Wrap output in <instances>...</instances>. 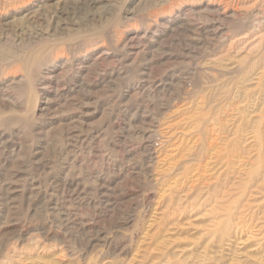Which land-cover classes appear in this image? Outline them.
Listing matches in <instances>:
<instances>
[{"label":"rangeland","instance_id":"obj_1","mask_svg":"<svg viewBox=\"0 0 264 264\" xmlns=\"http://www.w3.org/2000/svg\"><path fill=\"white\" fill-rule=\"evenodd\" d=\"M219 2L48 9L25 39L71 45L44 39L22 86L2 53L26 40L0 45V264H264V0Z\"/></svg>","mask_w":264,"mask_h":264},{"label":"bare ground","instance_id":"obj_2","mask_svg":"<svg viewBox=\"0 0 264 264\" xmlns=\"http://www.w3.org/2000/svg\"><path fill=\"white\" fill-rule=\"evenodd\" d=\"M88 0H0V45H6L9 44V42L13 43L14 45H18V44H23L26 40L27 44L26 46L22 47V49H20V51L18 52H10L9 50L4 51L5 54L4 55V60L6 61H10L13 63H18L21 65V69L24 70V74H20L18 76H12L8 82V85H14V86H22L24 85L25 81L28 78V68L35 63L37 56L35 57V48L36 46H39L40 44L43 43L44 39H48V42H50L53 45H57V44H64L66 43V46L71 45V44H67L70 41L69 40H57L56 34H53L51 31H49L50 29L48 28H44L43 30H40V32L37 31H31L30 35L25 39V34L26 31H24L23 29H20V27L22 25H24L26 22H30L31 23H35V18L38 15L44 16L47 12L48 9L50 10H55L57 8H61V7H65L68 5H79L83 2H86ZM125 1V0H124ZM216 1V0H215ZM243 1L244 0H235L233 1V4L229 3V1H225V0H220L219 4H217V8L214 10L215 13H221L223 14L225 17L228 18H240V17H244L246 14V10H243ZM166 2V0H165ZM169 2V1H168ZM231 2V1H230ZM209 3L208 2L206 5H204L203 7L206 9H209ZM213 3V2H212ZM215 3V2H214ZM125 4V3H124ZM203 5V4H202ZM259 5V4H258ZM253 6V5H252ZM192 4L191 5H186V9L187 10H193L192 8ZM252 10V9H251ZM121 11V10H120ZM119 11V12H120ZM204 11V10H203ZM207 11V10H206ZM213 11V12H214ZM178 12V11H177ZM262 12V11H261ZM48 13V12H47ZM256 13H258L256 11ZM263 13V12H262ZM120 14V13H119ZM111 15V14H110ZM116 15V14H115ZM258 15L260 16V14L258 13ZM262 15V14H261ZM109 16V15H108ZM147 16V15H146ZM255 16V15H254ZM257 16V14H256ZM264 17V16H263ZM115 18V17H114ZM113 18V19H114ZM165 19H163V21L161 22V25L166 27V28H170L173 25H183V23H185V20L182 18V16H180V14H175V16L173 17H169L168 15L164 17ZM254 18V17H253ZM111 20V19H110ZM257 20V19H256ZM117 21L119 22V17L116 18L113 22L117 23ZM104 22V21H103ZM252 22V21H251ZM255 22V21H254ZM253 22V23H254ZM188 24V23H185ZM184 24V25H185ZM183 25V26H184ZM257 25V24H256ZM254 26V25H253ZM259 26V25H258ZM18 27V28H17ZM29 27V26H28ZM188 27V26H187ZM201 27V26H200ZM251 28V27H250ZM59 30V29H57ZM56 31V29H55ZM60 31V30H59ZM64 31V30H63ZM100 34L99 32L96 33V35ZM103 34V33H102ZM204 34V33H203ZM101 35V34H100ZM99 35V36H100ZM45 36V37H43ZM93 36V35H92ZM95 36V35H94ZM93 36V37H94ZM98 37V36H96ZM43 38V40H42ZM74 38V37H73ZM65 39V38H64ZM35 40L37 42H35ZM74 40V39H73ZM129 40V39H128ZM72 42V41H71ZM46 43V42H45ZM56 43V44H55ZM96 43V42H91V44ZM90 44V45H91ZM29 45H34L31 47H27ZM27 47V48H26ZM39 48V47H38ZM37 49V48H36ZM99 56V55H98ZM66 59V58H65ZM50 60L55 61L56 57H52L50 58ZM94 60V59H93ZM104 62V61H103ZM147 64V63H146ZM42 74V73H41ZM44 74V73H43ZM42 74V75H43ZM211 76V75H210ZM48 78V77H47ZM207 78V77H206ZM50 79V78H49ZM30 82V81H29ZM114 82V81H113ZM29 84V83H28ZM30 88H33V83L30 82L29 84ZM72 89V88H71ZM35 91V89H34ZM156 92V91H155ZM35 93V92H34ZM79 94V93H78ZM141 99V98H140ZM208 103V102H207ZM154 105V104H153ZM216 105V104H214ZM159 106V105H158ZM1 108H6V105L3 103V100L0 99V109ZM214 108V107H213ZM1 112V111H0ZM34 112V111H33ZM128 124V123H127ZM212 129V128H211ZM214 129V128H213ZM200 130V129H199ZM206 130V129H205ZM205 132V131H204ZM214 132V131H213ZM149 133V132H148ZM210 133V132H209ZM215 133V132H214ZM148 135V134H147ZM202 135V134H201ZM204 135V134H203ZM214 135V134H213ZM209 136V135H208ZM219 136V134H218ZM203 137V136H202ZM206 137V135H205ZM213 137V136H212ZM153 138V137H151ZM204 138V137H203ZM211 138V137H210ZM215 138V137H214ZM219 138V137H218ZM150 139V138H149ZM154 139V138H153ZM207 139V138H206ZM214 140V139H213ZM215 141V140H214ZM206 142V141H205ZM208 142V141H207ZM216 142L219 141H215ZM214 143V142H213ZM225 143V142H224ZM208 146L203 148L204 149V153L206 152V150L208 149V151L210 152V150H214L215 153V157L214 159H216V162H221V161H226L227 157L225 155L229 154L230 152H234V145H232L233 147H231V144H235V142L231 141L230 143H227V146H229V148L226 146L224 148L222 147H217L215 144L209 145V143H207ZM206 144V145H207ZM221 146V145H219ZM147 147V146H146ZM215 148L218 150H215ZM182 149V148H181ZM196 149V148H195ZM198 149V148H197ZM196 149V150H197ZM238 149V148H237ZM155 150V149H154ZM190 150V149H189ZM200 150V149H199ZM241 152V151H240ZM157 153V152H156ZM177 154V153H176ZM157 155V154H156ZM198 155V154H197ZM204 157V156H203ZM208 157V156H207ZM150 158V157H149ZM157 158V157H156ZM180 158V157H179ZM199 158V157H198ZM209 158V157H208ZM103 159V158H102ZM203 159V158H202ZM205 159V158H204ZM155 160V158H154ZM178 160V159H177ZM206 160V159H205ZM183 161V160H182ZM202 161V160H201ZM214 161V162H215ZM173 162V161H172ZM180 162V161H179ZM203 162V161H202ZM207 162V161H206ZM176 163V162H174ZM225 163V162H224ZM148 164V163H147ZM182 164V162H181ZM207 164V163H206ZM205 164V165H206ZM209 164V163H208ZM212 164V163H211ZM218 164V163H217ZM172 166V165H171ZM169 167V166H168ZM196 167V166H195ZM201 167V166H200ZM143 168V167H142ZM189 169V168H188ZM194 169V168H193ZM142 170V169H141ZM59 176V175H58ZM88 176V175H87ZM119 176V175H118ZM52 177V176H51ZM54 178V177H53ZM57 178V177H56ZM160 178V177H159ZM158 178V179H159ZM54 180V179H53ZM111 181V180H110ZM108 182V181H107ZM157 183V182H156ZM112 187V186H111ZM126 190V189H125ZM124 190V191H125ZM127 192V191H125ZM130 192V191H129ZM146 192V191H145ZM111 193V192H110ZM120 193V192H119ZM134 196V195H133ZM54 198V197H53ZM138 198V197H137ZM1 200V199H0ZM143 201V200H142ZM31 202V201H30ZM144 206V205H143ZM147 207V206H146ZM146 209V208H145ZM106 213V212H105ZM138 215V214H137ZM141 215V214H140ZM122 220V219H121ZM120 220V221H121ZM123 221V220H122ZM132 221V220H131ZM125 223V222H124ZM131 226V225H130ZM133 226V225H132ZM90 227V226H89ZM125 228V227H124ZM69 237V236H68ZM123 242V241H122ZM91 246V245H90ZM104 249V248H103ZM103 253V252H102ZM124 254V253H123ZM81 258V257H80Z\"/></svg>","mask_w":264,"mask_h":264}]
</instances>
